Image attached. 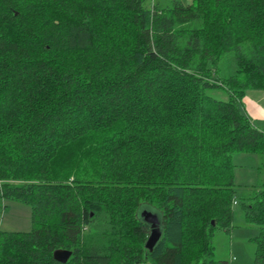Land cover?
Returning a JSON list of instances; mask_svg holds the SVG:
<instances>
[{
  "label": "trees",
  "instance_id": "1",
  "mask_svg": "<svg viewBox=\"0 0 264 264\" xmlns=\"http://www.w3.org/2000/svg\"><path fill=\"white\" fill-rule=\"evenodd\" d=\"M249 89L264 0H0V199L33 215L0 228V264H226L233 155L264 153ZM242 207L264 264V183ZM143 209L161 220L152 251Z\"/></svg>",
  "mask_w": 264,
  "mask_h": 264
},
{
  "label": "rangeland",
  "instance_id": "2",
  "mask_svg": "<svg viewBox=\"0 0 264 264\" xmlns=\"http://www.w3.org/2000/svg\"><path fill=\"white\" fill-rule=\"evenodd\" d=\"M164 6L170 0H158ZM190 3L192 0H183ZM232 54L220 61L223 74L235 67ZM220 99L227 94L220 90L214 93ZM264 107V104H262ZM236 200L231 231L219 229L213 236L215 258L226 264H253L255 244L250 241L260 234V229L247 222L242 203L252 196L255 188L264 183V153H235L233 155ZM31 205L14 200L0 199V228L6 231H30L33 227Z\"/></svg>",
  "mask_w": 264,
  "mask_h": 264
},
{
  "label": "water",
  "instance_id": "3",
  "mask_svg": "<svg viewBox=\"0 0 264 264\" xmlns=\"http://www.w3.org/2000/svg\"><path fill=\"white\" fill-rule=\"evenodd\" d=\"M141 216L151 227L146 247L152 251L162 237L161 220L157 213L148 209H143ZM71 255L72 250L68 249H57L54 251V258L61 262H67Z\"/></svg>",
  "mask_w": 264,
  "mask_h": 264
},
{
  "label": "crops",
  "instance_id": "4",
  "mask_svg": "<svg viewBox=\"0 0 264 264\" xmlns=\"http://www.w3.org/2000/svg\"><path fill=\"white\" fill-rule=\"evenodd\" d=\"M243 103L244 111L254 125L264 130V89H249Z\"/></svg>",
  "mask_w": 264,
  "mask_h": 264
},
{
  "label": "built area",
  "instance_id": "5",
  "mask_svg": "<svg viewBox=\"0 0 264 264\" xmlns=\"http://www.w3.org/2000/svg\"><path fill=\"white\" fill-rule=\"evenodd\" d=\"M237 202V200H234V203H236Z\"/></svg>",
  "mask_w": 264,
  "mask_h": 264
}]
</instances>
